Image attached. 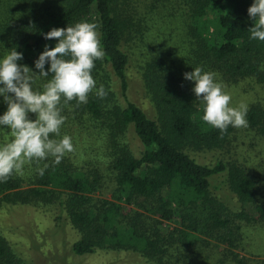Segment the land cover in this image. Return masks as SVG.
Wrapping results in <instances>:
<instances>
[{"label": "trees", "instance_id": "1", "mask_svg": "<svg viewBox=\"0 0 264 264\" xmlns=\"http://www.w3.org/2000/svg\"><path fill=\"white\" fill-rule=\"evenodd\" d=\"M252 3L0 0V58L16 48L18 63L36 72L45 45L58 42L44 34L97 23L106 55L92 75L108 93L61 102L66 121L54 138L70 136L74 151L59 164L42 161L43 176L26 165L0 183V212L17 204L51 212L58 227L77 232L70 249L79 257L127 250L145 264H264L245 236L264 227V41L248 30ZM135 60L149 108L128 95ZM197 66L218 74L231 106H248L247 128L221 135L203 121L204 104L183 75ZM6 110L0 97V115ZM10 138L0 132V143ZM0 264H33L1 230Z\"/></svg>", "mask_w": 264, "mask_h": 264}, {"label": "clouds", "instance_id": "2", "mask_svg": "<svg viewBox=\"0 0 264 264\" xmlns=\"http://www.w3.org/2000/svg\"><path fill=\"white\" fill-rule=\"evenodd\" d=\"M253 26L248 30L252 39L264 41V0H253L248 8ZM99 25L82 21L66 28H52L44 34L46 40L58 41L44 51L35 61L33 71L26 64H20L23 53L13 48L0 58V97L7 110L0 115V132H9L10 140L0 143V183L7 182L14 174H22L26 165H36L40 176L48 164L42 161L54 158L59 164L65 154L74 151L72 138L61 136V127L66 121L62 115L61 102L86 104L89 94L103 99L108 93L103 85L97 89L92 75L95 62L106 55L101 46ZM50 67L45 70V65ZM184 79L194 82L192 91L204 104L203 121L218 129L221 135L229 126L247 128L248 106L240 103L231 106L232 97L218 82V74L197 66L185 72ZM51 76L43 89L34 85L40 77ZM35 115V119L32 118Z\"/></svg>", "mask_w": 264, "mask_h": 264}, {"label": "rangeland", "instance_id": "3", "mask_svg": "<svg viewBox=\"0 0 264 264\" xmlns=\"http://www.w3.org/2000/svg\"><path fill=\"white\" fill-rule=\"evenodd\" d=\"M138 62L135 60L130 69L129 98L143 108H149ZM130 144L136 155L141 151L140 141L130 130ZM111 198L110 193H106ZM255 228V229H254ZM249 227L245 232L254 239L249 248L264 252V227ZM0 230L10 240L14 248L33 264H145L138 256L127 250L111 253H95L79 257L71 252V244L77 232L69 227L60 228L53 220L51 212L32 205H7L0 212ZM251 239V240H252ZM248 241V239H247ZM264 255V254H262Z\"/></svg>", "mask_w": 264, "mask_h": 264}]
</instances>
